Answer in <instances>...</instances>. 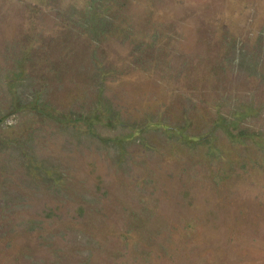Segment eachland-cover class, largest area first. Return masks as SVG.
Listing matches in <instances>:
<instances>
[{
    "label": "rangeland",
    "instance_id": "rangeland-1",
    "mask_svg": "<svg viewBox=\"0 0 264 264\" xmlns=\"http://www.w3.org/2000/svg\"><path fill=\"white\" fill-rule=\"evenodd\" d=\"M0 264H264V0H0Z\"/></svg>",
    "mask_w": 264,
    "mask_h": 264
},
{
    "label": "trees",
    "instance_id": "trees-1",
    "mask_svg": "<svg viewBox=\"0 0 264 264\" xmlns=\"http://www.w3.org/2000/svg\"><path fill=\"white\" fill-rule=\"evenodd\" d=\"M89 27H90V30H92V29H94V27L97 28L98 25L94 26V24H92V26H89ZM250 111H251V108H248L246 111L234 110L233 112H231V115H233V117L232 116L230 118L223 117L222 119L219 118L222 121L221 124L219 123V121H220L219 119L214 120L213 122L215 123V125L217 124L215 129H220V131H222L224 134H227V138H229L232 141V144L235 143V141L233 140L232 137L238 136V137H241L242 139L243 138L245 139L246 133L241 132L240 134L235 135L233 130L239 129V124H240L239 120H241V121L246 120V118H248V115H251V114H249ZM237 115H238V117H236ZM180 137H182V136H180ZM211 142H213V138L211 137V135H208L207 137L200 138L197 143L203 144V145H209ZM233 156L234 155H232L230 152H228L226 157L230 160L229 162H232ZM235 160H237V159H235ZM235 160H233V161H235Z\"/></svg>",
    "mask_w": 264,
    "mask_h": 264
}]
</instances>
